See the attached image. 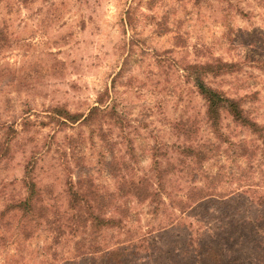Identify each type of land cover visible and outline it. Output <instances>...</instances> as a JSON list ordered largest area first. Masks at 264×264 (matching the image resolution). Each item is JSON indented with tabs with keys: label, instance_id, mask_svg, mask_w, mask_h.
Here are the masks:
<instances>
[{
	"label": "rangeland",
	"instance_id": "1",
	"mask_svg": "<svg viewBox=\"0 0 264 264\" xmlns=\"http://www.w3.org/2000/svg\"><path fill=\"white\" fill-rule=\"evenodd\" d=\"M69 190L120 264H264V0H0V264H115Z\"/></svg>",
	"mask_w": 264,
	"mask_h": 264
},
{
	"label": "trees",
	"instance_id": "2",
	"mask_svg": "<svg viewBox=\"0 0 264 264\" xmlns=\"http://www.w3.org/2000/svg\"><path fill=\"white\" fill-rule=\"evenodd\" d=\"M195 85L199 91L200 94L204 96V98L207 101V116L209 120L211 121V126L213 129H216L218 126V120H219V109L222 107L227 106L228 111L232 114L235 121L243 123L246 125H249L251 127L257 126L254 123L249 122L243 115L242 111L240 110L239 106L237 105V102L228 98L222 96L219 92L213 90L210 87H207L200 79L195 80ZM95 109V107L91 108L89 110V113ZM61 113H58L60 117L70 120L72 123H75L79 121L83 114H77V113H71L67 111L66 109H62L60 111ZM64 122V121H63ZM183 153H185V156H189L191 158H200L203 155L202 150H196L192 149L191 147H186L182 149ZM25 185L28 189L27 196L23 199H20L16 202H13L12 204H9L4 211L2 212V215H6L8 211L16 210L21 213V217L26 219V224L32 215L34 214L35 207H34V201H35V195H36V186L32 180L24 179ZM157 190H154L152 192L153 195H155ZM85 200V199H84ZM83 197H81L77 190H69V208L72 209L75 212V216L73 214V217L77 221L78 219L82 220L83 222L88 221L89 226L92 228L93 232H98L99 230H111L112 231V239L110 238L108 242L109 246L107 247V257L109 263H111L112 260H115V264H120V250L116 247L117 244H119V229L122 226V220L120 217H113V216H106L101 213H94L93 211H86L87 217L83 216L79 213L80 207L82 206ZM73 212V213H74ZM80 220V221H81ZM83 226V225H82ZM114 238V239H113ZM119 250V251H118ZM209 256L213 259L217 258L218 255L215 253V251L211 250V255ZM113 257V258H112ZM219 258V257H218Z\"/></svg>",
	"mask_w": 264,
	"mask_h": 264
}]
</instances>
